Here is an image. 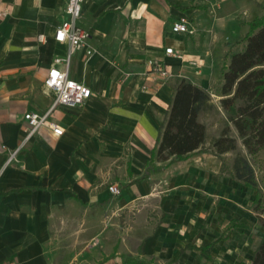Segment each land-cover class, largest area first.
<instances>
[{"label":"crops","instance_id":"crops-1","mask_svg":"<svg viewBox=\"0 0 264 264\" xmlns=\"http://www.w3.org/2000/svg\"><path fill=\"white\" fill-rule=\"evenodd\" d=\"M66 1L0 0V264H234L229 257L219 263L212 243L245 223L232 219L205 243L201 227H189L186 208L195 203L185 204L231 202L236 182L220 173L221 160L195 153L159 162L153 152L177 81L205 91L221 112L222 73L248 32L238 15L254 0H86L78 26L88 31L95 54L74 53L69 77L91 97L51 113L48 123L62 136L44 126L27 139L23 116L50 109L54 94L44 80L67 56L66 45L54 41L68 20ZM181 18L195 35L172 33ZM166 48L183 60L167 57ZM149 60L169 67L174 78L148 75ZM113 185L118 196L108 190ZM151 208L160 210L162 223L133 227L126 241L117 221ZM232 221L241 227L227 230Z\"/></svg>","mask_w":264,"mask_h":264},{"label":"trees","instance_id":"trees-1","mask_svg":"<svg viewBox=\"0 0 264 264\" xmlns=\"http://www.w3.org/2000/svg\"><path fill=\"white\" fill-rule=\"evenodd\" d=\"M243 40V50L231 56L222 73L219 106L225 119L219 136L208 141L207 127L199 121V116L216 110L210 96L189 81L179 80L153 156L159 162L173 163L195 153H209L221 160V174L255 190L257 182L248 159L237 153L228 165L225 157L237 150L230 125L248 156L264 151V15L248 24ZM259 203L260 198L255 197V211ZM259 222L264 229V218L259 217ZM239 227L237 221H232L227 230ZM249 264H264V235Z\"/></svg>","mask_w":264,"mask_h":264},{"label":"rangeland","instance_id":"rangeland-1","mask_svg":"<svg viewBox=\"0 0 264 264\" xmlns=\"http://www.w3.org/2000/svg\"><path fill=\"white\" fill-rule=\"evenodd\" d=\"M263 15L264 0H254L253 5L249 6L248 10H245L238 15V19L243 25H246ZM243 39L244 36L238 38L235 42V45L238 46L237 52L242 51L244 48L245 42ZM55 115L56 113L52 114L50 118L53 119ZM224 118L225 114L223 110H221V112L213 111L209 113L208 116H203L201 118L200 121L207 127L208 141L219 136L220 131L224 127ZM230 136L236 140L237 150L236 152L227 155L225 159L228 161V165L237 153L248 159L257 182L255 190L244 187L236 182L233 186L234 188L231 190V197H228L231 198V202L221 204L219 202L215 203L211 200L202 201L201 198H198L194 202L192 200H189V202L185 201V204L195 203V208H193V206L186 208L187 212L193 215L189 227H201L200 233L204 235L203 240L205 243H212L217 239L223 226H225L230 220L238 219L245 223L246 229L226 234L220 242L212 244L216 248L215 254L217 255L216 258L219 263L229 257L231 263L248 264L253 250L264 235V229L259 222V217L264 218V151L258 153L255 157H250L247 155L245 148L242 146L241 140L238 138L231 125ZM255 197L260 198L258 211L254 210ZM222 199L223 195H221L220 201H222ZM152 209L155 208H151V211L149 212L142 213L141 216L138 214V209H133L129 212L127 217H125V215L122 216V219L117 217L121 220L117 221V225L122 227L125 231V235H127L125 239L126 241L130 235H133V233H131L133 227L134 229L138 227L153 228L158 227V225L162 223V214H159L160 210L157 208L152 211ZM114 219L116 218L114 217ZM144 219L152 224L150 226H145L143 223ZM115 223L116 222L114 221L109 224ZM95 243H97V240L93 241L91 245H95ZM200 253H202L208 261H212V258H210L211 256H208L206 251H201Z\"/></svg>","mask_w":264,"mask_h":264},{"label":"built area","instance_id":"built-area-1","mask_svg":"<svg viewBox=\"0 0 264 264\" xmlns=\"http://www.w3.org/2000/svg\"><path fill=\"white\" fill-rule=\"evenodd\" d=\"M86 0H67L65 14L68 20L62 23L54 33V41L58 44L66 45L67 56L66 59H56L52 67L48 70L47 76L44 80V87L49 92L54 94V101L48 111L45 113H26L23 120L28 127L27 139L30 138L39 128L49 126L53 134L60 137L63 135V130L57 125L48 123L51 113L56 108L76 109L82 106L90 97L91 91L83 84L73 81L69 77L70 72V57L78 52L84 51L87 58L95 54V49L89 44L90 35L88 31L78 26V20L81 17L82 6ZM174 34H183L193 36L196 29L190 23L181 18L174 22L171 27ZM39 42H43V37H38ZM167 57L183 60V55L175 52L172 48H166L164 51ZM61 66V67H60ZM147 74L157 77L160 80L167 81L174 78V74L169 67L158 60L147 61ZM188 66L197 68L196 61H189ZM60 67V68H59ZM131 74H125L126 78ZM16 152L9 158V163L14 160ZM109 192L113 196L120 194L116 186H110ZM1 264H14L13 262H4Z\"/></svg>","mask_w":264,"mask_h":264}]
</instances>
